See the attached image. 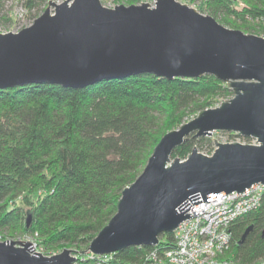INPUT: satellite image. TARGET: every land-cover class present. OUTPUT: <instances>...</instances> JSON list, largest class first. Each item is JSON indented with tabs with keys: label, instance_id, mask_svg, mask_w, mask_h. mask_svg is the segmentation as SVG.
<instances>
[{
	"label": "water",
	"instance_id": "water-1",
	"mask_svg": "<svg viewBox=\"0 0 264 264\" xmlns=\"http://www.w3.org/2000/svg\"><path fill=\"white\" fill-rule=\"evenodd\" d=\"M142 73L168 80L212 75L234 96L160 139L141 174L123 189L116 214L91 240L87 251L96 254L156 246L162 233L193 217L187 212L192 205L264 185V37L226 27L179 0L113 8L101 0H49L33 24L0 33V89L29 83L84 88ZM216 130L258 143L215 139L211 156L194 146L186 159L172 158L190 137ZM33 250L24 239L0 241V264L76 260L70 248L52 255Z\"/></svg>",
	"mask_w": 264,
	"mask_h": 264
},
{
	"label": "trees",
	"instance_id": "trees-1",
	"mask_svg": "<svg viewBox=\"0 0 264 264\" xmlns=\"http://www.w3.org/2000/svg\"><path fill=\"white\" fill-rule=\"evenodd\" d=\"M7 1L0 0V19L5 22L12 20L5 13ZM22 1L27 15L38 18L49 0ZM182 1L226 27L264 36V0ZM232 95L226 83L212 75L168 80L151 73L104 79L84 88L29 83L0 89V233H6L2 238L32 235L45 255L64 248L85 254L116 214L123 189L141 174L160 139L215 100ZM204 140L190 137L175 148L172 158L186 159ZM263 230L264 194L258 208L231 225L230 258L239 264L261 261ZM159 238L160 248L175 244V233ZM153 248L123 249L113 254L111 264L139 263Z\"/></svg>",
	"mask_w": 264,
	"mask_h": 264
},
{
	"label": "built area",
	"instance_id": "built-area-1",
	"mask_svg": "<svg viewBox=\"0 0 264 264\" xmlns=\"http://www.w3.org/2000/svg\"><path fill=\"white\" fill-rule=\"evenodd\" d=\"M252 140L253 144L258 143ZM263 194L264 185L259 183L242 193H226L209 202L192 205L187 212L193 217L177 227L174 246L160 248L156 245L141 262L129 264H239L229 256L233 242L231 225L242 215L258 208ZM34 238L26 240L36 249ZM113 254L75 253L73 264H111ZM256 264H264V258Z\"/></svg>",
	"mask_w": 264,
	"mask_h": 264
},
{
	"label": "rangeland",
	"instance_id": "rangeland-1",
	"mask_svg": "<svg viewBox=\"0 0 264 264\" xmlns=\"http://www.w3.org/2000/svg\"><path fill=\"white\" fill-rule=\"evenodd\" d=\"M54 1L59 3V2H62L63 0H54ZM179 1L183 2L182 0H179ZM101 2L105 7H108V8H113L115 5H119V4H124L126 6L132 5L130 0H101ZM142 2H149L152 5H154L155 0H140L138 3H134V4H141ZM183 3H186V2H183ZM191 6L195 7L194 5H191ZM43 12H44V9L40 12V15ZM5 13H8V16H10V17L12 16V20L9 22H5V21H1V19H0V33H7L10 31L11 32H19L23 28L28 27L31 24H33V22L36 19V14H34V13L31 15H27L26 9L24 7L22 0H8L6 3V7H5ZM255 35H258V34L255 33ZM259 36L264 37L263 35H259ZM233 96H234V94L230 98H227L225 100H229V99L233 98ZM225 100L224 99L215 100L213 105L210 106V108L218 107ZM175 129H177V128H175ZM231 134H233V136ZM215 139L219 142H222V143L240 142V143L253 144L252 139L248 142L247 140H245L244 137L238 136L235 133L216 130V131L212 132V135L205 136L204 141H198L197 142L196 146H197L199 152H201L205 155L211 156L215 150ZM3 235H6V233H0V241H4V239L2 238ZM32 237H33L32 235H24V236L17 237V238L12 239V240H19V239L26 240L28 238L32 239ZM7 240H10V239H7ZM34 240H35V243L37 245V248L35 247L36 248L35 250L41 252L42 247L39 245L37 238L35 237ZM59 252H56V253H59Z\"/></svg>",
	"mask_w": 264,
	"mask_h": 264
}]
</instances>
